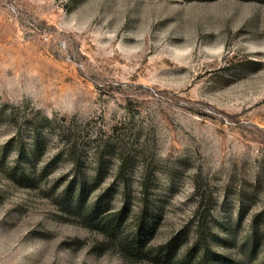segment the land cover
I'll use <instances>...</instances> for the list:
<instances>
[{
	"label": "rangeland",
	"instance_id": "374dc122",
	"mask_svg": "<svg viewBox=\"0 0 264 264\" xmlns=\"http://www.w3.org/2000/svg\"><path fill=\"white\" fill-rule=\"evenodd\" d=\"M0 264H264V0H0Z\"/></svg>",
	"mask_w": 264,
	"mask_h": 264
},
{
	"label": "trees",
	"instance_id": "16d2710c",
	"mask_svg": "<svg viewBox=\"0 0 264 264\" xmlns=\"http://www.w3.org/2000/svg\"><path fill=\"white\" fill-rule=\"evenodd\" d=\"M134 243H135L134 245L139 246L138 240L134 241ZM178 245H179V241L177 240V236L173 235L166 242V244L164 245V249L160 251V254L164 257L169 256V258L173 259L174 258L173 252L178 247Z\"/></svg>",
	"mask_w": 264,
	"mask_h": 264
}]
</instances>
